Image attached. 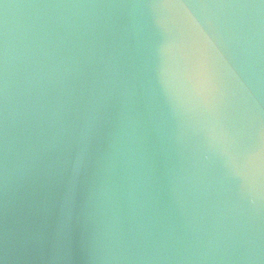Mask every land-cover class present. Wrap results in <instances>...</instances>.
I'll return each instance as SVG.
<instances>
[{"label":"water","instance_id":"obj_1","mask_svg":"<svg viewBox=\"0 0 264 264\" xmlns=\"http://www.w3.org/2000/svg\"><path fill=\"white\" fill-rule=\"evenodd\" d=\"M0 264H264V0H0Z\"/></svg>","mask_w":264,"mask_h":264}]
</instances>
